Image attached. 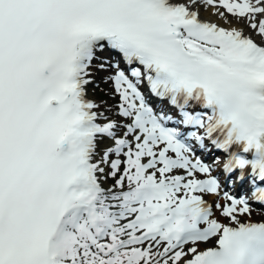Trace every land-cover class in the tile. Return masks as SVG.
<instances>
[{
    "label": "snow or ice",
    "instance_id": "6c2138e0",
    "mask_svg": "<svg viewBox=\"0 0 264 264\" xmlns=\"http://www.w3.org/2000/svg\"><path fill=\"white\" fill-rule=\"evenodd\" d=\"M254 204L264 0H0V264H264Z\"/></svg>",
    "mask_w": 264,
    "mask_h": 264
},
{
    "label": "bare ground",
    "instance_id": "6f19581e",
    "mask_svg": "<svg viewBox=\"0 0 264 264\" xmlns=\"http://www.w3.org/2000/svg\"><path fill=\"white\" fill-rule=\"evenodd\" d=\"M201 14H203L206 18L209 17L210 19L215 20L218 23H221V24H223V25H225L227 27H233V26L242 27L243 26V22L237 23L235 18H233L231 16H229V19L231 20V24L225 23L223 19L219 18L216 14H214V10H213L212 7H209L206 10H203L201 8Z\"/></svg>",
    "mask_w": 264,
    "mask_h": 264
},
{
    "label": "rangeland",
    "instance_id": "374dc122",
    "mask_svg": "<svg viewBox=\"0 0 264 264\" xmlns=\"http://www.w3.org/2000/svg\"><path fill=\"white\" fill-rule=\"evenodd\" d=\"M93 85H91V87H92ZM93 96L96 98V100H98V101H101V100H103V101H108L110 104H112L111 102H112V97L109 95L108 96V94L105 96V97H102L101 99H99L98 97H96V95H95V93H93Z\"/></svg>",
    "mask_w": 264,
    "mask_h": 264
}]
</instances>
